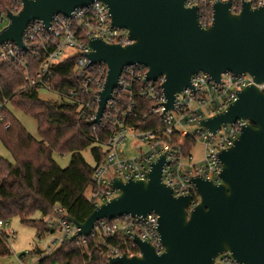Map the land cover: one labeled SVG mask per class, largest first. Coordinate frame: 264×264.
Here are the masks:
<instances>
[{
    "label": "clouds",
    "instance_id": "clouds-1",
    "mask_svg": "<svg viewBox=\"0 0 264 264\" xmlns=\"http://www.w3.org/2000/svg\"><path fill=\"white\" fill-rule=\"evenodd\" d=\"M38 3L0 0V36ZM217 6H226L234 19L245 9L264 12V0H180V9L193 13L204 33L215 26ZM131 32L114 26L106 0H88L67 15L53 13L47 23L31 19L18 39L0 40V264H118L143 260L142 243L157 258L165 256L156 210L97 215L122 197L120 189L121 195L112 194L114 181L147 185L159 165V182L171 198L189 199L183 209L189 224L202 204L194 203L196 197L203 200L193 181L217 186L212 176L222 179L224 171L219 156L238 141L217 133L229 124L241 133L260 130L244 123H253L249 118L215 131L206 126L249 88L264 96V82L247 70L221 71L218 78L197 70L170 99L168 74L154 76L150 65L133 62L122 66L109 88L111 66L93 60V42L126 50L139 43ZM71 171L74 179L67 178ZM219 186L232 195L224 181ZM218 262L241 264L227 245L210 257V264Z\"/></svg>",
    "mask_w": 264,
    "mask_h": 264
},
{
    "label": "water",
    "instance_id": "water-1",
    "mask_svg": "<svg viewBox=\"0 0 264 264\" xmlns=\"http://www.w3.org/2000/svg\"><path fill=\"white\" fill-rule=\"evenodd\" d=\"M88 0H39L29 5L22 16L13 21L12 28L0 40L18 39L23 27L33 18L47 20L58 11L66 15ZM111 9L114 26L132 30L130 38L139 43L126 50L108 48L93 42L94 61L104 60L111 66V88L122 66L133 62L150 65L152 74H168L166 89L171 93L187 84L188 75L204 70L214 78L221 71L239 74L245 70L257 82H264V12L249 13L245 9L239 19L231 18L226 6L216 7L214 28L201 32L195 25L194 14L180 9V0H106ZM91 49V48H90ZM92 51V49H91ZM239 100L225 114L207 122L215 131L222 123L249 118L254 129L243 130L235 146L220 154L224 165L221 183L212 186L196 178L202 198L189 224L184 223L183 209L188 198L173 200L168 189L159 182L160 166L154 167L151 182L113 187L123 195L103 207L97 215L113 216L124 212L142 214L156 210L161 220L159 232L168 248L165 256L157 258L146 244H140L144 259L118 264H210V257L227 245L241 264H264V96L254 88L239 94ZM230 125V124H229ZM223 181L232 195L226 196ZM120 189V190H119ZM118 195V196H119ZM208 208L210 211L205 212ZM193 210L190 204L188 211ZM95 219V217L93 218ZM91 221L85 230L90 227Z\"/></svg>",
    "mask_w": 264,
    "mask_h": 264
},
{
    "label": "built area",
    "instance_id": "built-area-1",
    "mask_svg": "<svg viewBox=\"0 0 264 264\" xmlns=\"http://www.w3.org/2000/svg\"><path fill=\"white\" fill-rule=\"evenodd\" d=\"M3 26H4L3 22H0V28H2ZM89 52H91V49L90 48H89ZM232 90H235V88H233ZM219 102H220V98L218 97L217 98V104ZM212 107L215 108V105H212ZM223 110H224L223 108L219 109L220 112H222ZM205 119H207V115L205 116ZM244 123L247 124L248 122H244ZM225 129H228L229 131H231L232 134L231 135H228V132H226ZM240 134H241V131L238 128L233 131L232 130V125H226L225 127L221 128L220 132L217 133V136L218 137H220V136H227V139L230 142L234 143L235 140L240 136ZM223 147L224 148H227L228 147V144L227 143H224L223 144ZM218 151H219V148L217 149V152ZM156 159H158V157H155L154 156L152 158L153 162H155ZM212 166L215 167V163L214 162L212 163ZM145 167H146V165H145ZM201 167H203V165H201ZM220 167H222V165H220ZM195 176H196V171L194 170L191 173V178H195ZM135 178L136 179H139V177H135ZM144 179H147V177H144ZM212 179H213V181H214L215 184H220L221 183L220 178L216 177L215 175L212 176ZM111 191H112V194L114 196H118L119 195V192L118 191H116V190H111ZM104 202L106 203L107 201H104ZM198 202H199V197L197 196L196 199H195V201H194V203L197 204ZM218 264H219V262H218Z\"/></svg>",
    "mask_w": 264,
    "mask_h": 264
},
{
    "label": "trees",
    "instance_id": "trees-1",
    "mask_svg": "<svg viewBox=\"0 0 264 264\" xmlns=\"http://www.w3.org/2000/svg\"><path fill=\"white\" fill-rule=\"evenodd\" d=\"M76 175H77V173L75 171H71V172H68L67 178L68 179H74L76 177ZM69 194H71V193H69ZM77 203L79 204V203H81V201L77 200Z\"/></svg>",
    "mask_w": 264,
    "mask_h": 264
}]
</instances>
